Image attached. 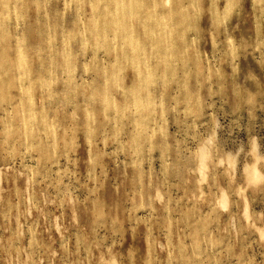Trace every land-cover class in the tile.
<instances>
[{
  "label": "rangeland",
  "instance_id": "obj_1",
  "mask_svg": "<svg viewBox=\"0 0 264 264\" xmlns=\"http://www.w3.org/2000/svg\"><path fill=\"white\" fill-rule=\"evenodd\" d=\"M0 264H264V0H0Z\"/></svg>",
  "mask_w": 264,
  "mask_h": 264
}]
</instances>
